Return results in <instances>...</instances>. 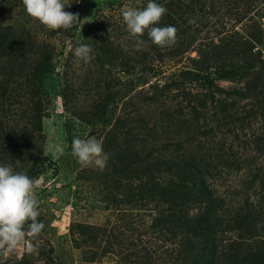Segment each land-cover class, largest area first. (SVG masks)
<instances>
[{"label": "trees", "instance_id": "trees-1", "mask_svg": "<svg viewBox=\"0 0 264 264\" xmlns=\"http://www.w3.org/2000/svg\"><path fill=\"white\" fill-rule=\"evenodd\" d=\"M95 2L80 40L93 49L92 104L77 117L102 136L109 159L95 174L120 221L71 222L73 264H264V164L254 167L264 158V0H156L167 9L157 26L177 29L171 47L152 43L147 30L138 37L126 26L104 30L108 9H143L148 0ZM66 3L65 11H75L76 0ZM6 14L0 164L34 180L52 164L35 140L57 66L51 39L65 29L41 24L23 0H0V19ZM221 79L239 86L226 90ZM239 130L248 131L241 141ZM247 146L256 157L243 159ZM223 162L243 165L254 199L233 204L219 193L214 179ZM30 241L37 250L15 264H60L49 242Z\"/></svg>", "mask_w": 264, "mask_h": 264}, {"label": "rangeland", "instance_id": "rangeland-1", "mask_svg": "<svg viewBox=\"0 0 264 264\" xmlns=\"http://www.w3.org/2000/svg\"><path fill=\"white\" fill-rule=\"evenodd\" d=\"M96 3L98 2L95 0H76V8L72 13L79 14V23L70 29H65L59 37L51 39L55 43L57 66L52 78L46 82L50 97L47 98L49 101L45 102L41 132L35 140V147L38 150L40 148V151L52 163L34 179L33 196L38 202L39 212L37 219L44 224V230L38 234L36 239L41 244L46 245L49 242L54 246L55 253L60 254L57 258V260L60 259V264H73V261L77 260V250L71 248L66 236L71 222L102 224L107 221L114 223L119 219L111 210V206L102 201L103 191L106 189L103 190V184L95 173H103L105 168L101 171L92 165L83 166L71 153L73 137H95L102 142L101 134L92 130L85 120L77 117V110L87 109L92 104L93 80L96 73L91 72L90 68L93 67L90 63L85 64L73 54L74 48L80 43L82 34L96 13ZM128 8L134 7L130 4H123L113 9L105 7L100 9V11L108 9L107 17L103 18L106 28L104 30L114 33L116 27L126 26L121 13ZM10 15H4L0 21L10 22ZM260 48L264 54V43ZM115 75L121 79L124 77L121 72ZM216 83L226 90L239 86V83L223 79L216 80ZM247 133V130H239L238 140L244 139ZM231 136L228 138L231 139ZM250 149V146H247L239 150L243 159L255 156ZM261 163L264 164V158L257 156L254 167ZM223 164L225 166L223 171L214 179L219 193L233 204L242 201V198L248 194L250 199H254V190L248 185V171L242 170L243 165L239 164L238 167L234 162L230 165L226 162ZM81 168L84 172H80ZM107 207L110 208L107 209ZM30 238L27 237L29 240ZM72 252H74L73 258L72 255L69 256ZM25 254L28 252L24 250L23 243L7 254L0 249V264H15ZM33 264L43 263L38 261Z\"/></svg>", "mask_w": 264, "mask_h": 264}, {"label": "clouds", "instance_id": "clouds-1", "mask_svg": "<svg viewBox=\"0 0 264 264\" xmlns=\"http://www.w3.org/2000/svg\"><path fill=\"white\" fill-rule=\"evenodd\" d=\"M25 11L50 29H70L79 23V14L65 11L70 4L66 0H23ZM167 12L164 5L156 0H148L143 9L128 8L121 15L129 34L133 37L147 35L152 43L160 47H171L176 43L177 29L173 25L157 26ZM189 20L188 23H194ZM142 41L137 39L136 48ZM93 49L89 44L79 43L74 48V56L85 64L93 59ZM71 153L83 166H95L103 171L109 155L103 150L102 142L95 137H73ZM35 181L23 171H15L11 166L0 164V249L5 254L13 251L21 243L28 253L36 251L32 240L44 228L37 219L38 202L34 199Z\"/></svg>", "mask_w": 264, "mask_h": 264}]
</instances>
